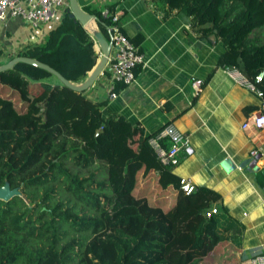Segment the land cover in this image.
Here are the masks:
<instances>
[{"label": "trees", "instance_id": "trees-1", "mask_svg": "<svg viewBox=\"0 0 264 264\" xmlns=\"http://www.w3.org/2000/svg\"><path fill=\"white\" fill-rule=\"evenodd\" d=\"M149 2L162 18L184 14L200 39L218 40L216 67L249 80L264 71V0ZM116 4L105 7L109 16ZM86 14L108 38L109 18ZM15 57L77 85L98 55L87 30L66 13L44 43ZM257 87L264 94V75ZM103 104L33 66L16 63L0 73V187L20 192L0 201V264H239L232 225L212 211L219 196L195 187L182 193L172 168L147 144L156 132L103 119ZM139 170L155 180L134 192Z\"/></svg>", "mask_w": 264, "mask_h": 264}, {"label": "crops", "instance_id": "crops-1", "mask_svg": "<svg viewBox=\"0 0 264 264\" xmlns=\"http://www.w3.org/2000/svg\"><path fill=\"white\" fill-rule=\"evenodd\" d=\"M77 3L86 13L117 3L114 13L121 30L144 61L136 68L134 81L120 87L114 99L108 97L107 74L94 81L85 97L104 102L100 109L103 119L108 115L123 118L139 126L143 134L172 124L186 136L188 147L172 174L219 196L212 211L219 210L218 214L232 225L228 235L239 249V264L253 254L264 253V129L241 128L259 110L260 100L216 67L223 52L221 43L213 37L200 39L182 13L172 12L162 18L149 0ZM65 14L58 11L53 21L35 28L19 18L0 23V63H7L26 47L44 43ZM93 27L96 29L95 24ZM93 43L97 62L101 54ZM113 54L110 49L109 57ZM192 80L203 82L196 96L192 94ZM142 175L141 170L135 175L134 192L143 180H149V185L155 180L154 173L146 179ZM167 201L165 207L173 199Z\"/></svg>", "mask_w": 264, "mask_h": 264}, {"label": "built area", "instance_id": "built-area-1", "mask_svg": "<svg viewBox=\"0 0 264 264\" xmlns=\"http://www.w3.org/2000/svg\"><path fill=\"white\" fill-rule=\"evenodd\" d=\"M68 4L65 0H0V23L8 19L19 18L28 26L35 28L37 25L51 22L55 19L58 11H66ZM103 18H109L107 28L110 48L114 54L107 58V63L101 75L108 76V97L114 99L117 94L116 86H127L134 81L135 70L143 65V57L136 50L133 43L124 35L118 23V14L111 16L107 9H101ZM232 81L260 100L259 110L250 115L241 126L242 129L251 127L253 130L264 129V94L258 89L264 71L258 73L252 80L246 79L235 69H222ZM105 72V74H103ZM191 90L196 96L202 86V81L192 80ZM100 129V128H99ZM97 134L95 133L94 136ZM148 146L154 153L155 159L170 168L176 167L181 155L188 147V138L181 134L172 124L164 125L158 132L147 141ZM179 190L188 195L193 192L194 186L186 179H179ZM241 264H264V253L253 254Z\"/></svg>", "mask_w": 264, "mask_h": 264}, {"label": "water", "instance_id": "water-1", "mask_svg": "<svg viewBox=\"0 0 264 264\" xmlns=\"http://www.w3.org/2000/svg\"><path fill=\"white\" fill-rule=\"evenodd\" d=\"M67 4V17L78 22L84 29L87 30V32L92 36V39L97 45L101 54L95 66L89 72L84 81L77 85H73L64 80L60 75H58L48 66L24 57H14L7 63L0 65V73L9 70L16 63H23L47 71L52 76H54L64 87L74 92H85L89 87L92 86L94 81L102 74L103 69L107 63V58L109 57V52L111 49L110 42L106 41V39L96 31V29L93 27V25L95 24L94 16L86 14L84 11H82L77 3V0H67ZM13 196H20V192L17 189L10 190L7 184H4L2 187H0V201H7Z\"/></svg>", "mask_w": 264, "mask_h": 264}]
</instances>
